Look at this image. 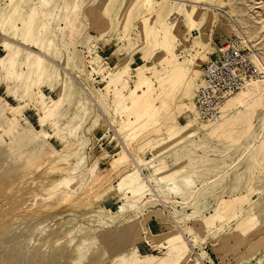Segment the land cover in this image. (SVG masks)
I'll return each instance as SVG.
<instances>
[{
    "label": "rangeland",
    "instance_id": "374dc122",
    "mask_svg": "<svg viewBox=\"0 0 264 264\" xmlns=\"http://www.w3.org/2000/svg\"><path fill=\"white\" fill-rule=\"evenodd\" d=\"M231 35L264 87V0H0V263L264 264V99L196 107Z\"/></svg>",
    "mask_w": 264,
    "mask_h": 264
},
{
    "label": "built area",
    "instance_id": "2783aa9c",
    "mask_svg": "<svg viewBox=\"0 0 264 264\" xmlns=\"http://www.w3.org/2000/svg\"><path fill=\"white\" fill-rule=\"evenodd\" d=\"M255 52L238 35L220 42L216 55L204 65L203 82L198 88L196 104L204 121L221 116L228 98L243 89L247 81L260 76Z\"/></svg>",
    "mask_w": 264,
    "mask_h": 264
},
{
    "label": "bare ground",
    "instance_id": "6f19581e",
    "mask_svg": "<svg viewBox=\"0 0 264 264\" xmlns=\"http://www.w3.org/2000/svg\"><path fill=\"white\" fill-rule=\"evenodd\" d=\"M186 6V10L188 11V12H191L190 11V9H189V7H188V5H185ZM235 26V28H237L238 27V25H234ZM239 28V27H238ZM174 33V32H173ZM5 42V41H4ZM41 43H42V41H38V42H36V44L37 45H41ZM6 44V43H5ZM6 45H8V43L6 44ZM36 45V46H37ZM33 49V48H32ZM37 54V53H36ZM32 55H33V53H32ZM178 59L176 58V60L173 62V66L175 67V66H177L178 65ZM195 64V63H194ZM203 70H204V68H203ZM263 75H261V77H262ZM203 77H204V75H203ZM257 77H259V76H257ZM253 78H255V77H253ZM252 79V78H251ZM251 79H249V80H251ZM257 79V78H256ZM248 80V81H249ZM247 81V82H248ZM148 82H149V79L147 78V77H145V78H143V79H141V81L138 83V85H137V87L138 88H144V85H147L148 84ZM247 84V83H246ZM146 92H147V90H144V92H143V94H137L136 95V98H139V97H142L143 95H145L146 94ZM133 94H134V91H133ZM44 97V96H43ZM258 97H260V98H263L264 99V87H262V83L261 82H257V81H254V82H250V83H248L245 87H244V89H241L240 91H238V92H236V93H234V94H232L229 98H228V100L226 101V103L225 104H227V105H229V106H231V105H233V104H235V102H245V104H250V103H252L253 101H255ZM45 98V97H44ZM50 103H51V101H48L47 99H45V104H41L42 105V108L45 106V105H50ZM154 104V103H153ZM224 104V105H225ZM197 105V104H196ZM223 105V106H224ZM52 107V105H50V108ZM196 107H198V106H196ZM0 108H1V115L2 114H7V116H8V123H12V121H13V119H12V117L13 116H11V112L8 110V108H7V105L6 104H3V103H1L0 102ZM14 110H15V108H14ZM261 109H259V110H257L256 111V113H255V115L256 116H258V113H259V111H260ZM172 110H171V108H167V112L166 113H170ZM198 111H199V114H200V116H201V112H200V110H199V108H198ZM221 111H222V109H221ZM17 114H18V112H16ZM261 113V112H260ZM11 116V117H10ZM15 116V115H14ZM202 117V116H201ZM218 119V118H217ZM217 119H215V120H217ZM263 121H264V116H263ZM6 127V126H5ZM35 136V135H34ZM29 138H31V135L29 136ZM7 146V145H6ZM4 154V153H3ZM10 154H11V152H10ZM55 155H58V154H56L55 153ZM121 158V157H120ZM120 158H117L116 160H119ZM5 159V158H4ZM0 163H1V161H0ZM3 164V163H2ZM2 164H0V166L2 165ZM18 168V167H17ZM11 169V168H10ZM16 170H18V169H15V170H13L12 172L14 173ZM7 172H10L9 170L7 171ZM16 174H17V172H15ZM10 174H12V173H10ZM25 174V173H24ZM9 175L7 174V177H8ZM12 176H13V174L12 175H10L9 177L10 178H12ZM15 176V175H14ZM14 176H13V178H14ZM17 176H18V174H17ZM15 177V179L14 180H11L10 178H7V179H10L11 180V184L9 185V186H12L13 184H14V181L18 178V177ZM20 176V175H19ZM24 176V175H23ZM22 177V176H21ZM12 178V179H13ZM2 179H5V178H2ZM26 179V178H25ZM17 181V180H16ZM1 182V181H0ZM2 185V184H1ZM8 188V187H7ZM3 192V191H2ZM167 200V199H166ZM193 200V199H192ZM191 200V201H192ZM190 200H189V202H188V204H190V202H191ZM19 202V201H18ZM14 204V203H13ZM9 224V223H8ZM7 224V225H8ZM3 229V228H2ZM15 229V228H14ZM11 230V229H10ZM18 231V230H17ZM14 234H15V232H14ZM12 235V234H11ZM5 237V236H4ZM3 237H1V239H2ZM6 238H7V236H6ZM5 239V238H4ZM3 240V239H2ZM1 240V241H2ZM7 241V240H6ZM2 243V242H1ZM0 243V244H1ZM4 243V242H3ZM5 245V244H4ZM3 247H5V246H3ZM83 247V245H79L77 248H76V251H79V250H81V248ZM101 247V246H100ZM6 248V247H5ZM15 248V247H14ZM102 248V247H101ZM101 248H99V247H96V248H94V252L95 253H97L98 255H101V254H104V251L101 249ZM10 249H12V248H10ZM3 250V249H2ZM1 250V251H2ZM6 254V253H5ZM12 258V257H11ZM8 259V258H7ZM10 259V258H9ZM12 261H9L8 260V263L9 262H11V263H9V264H14V262H13V259H11ZM34 261V260H33ZM187 261H188V259H187ZM16 262V261H15ZM3 263V262H2ZM1 264V263H0Z\"/></svg>",
    "mask_w": 264,
    "mask_h": 264
}]
</instances>
